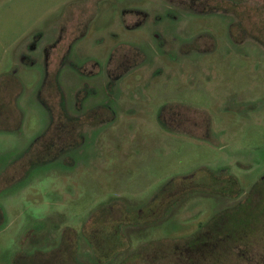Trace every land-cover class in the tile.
Returning a JSON list of instances; mask_svg holds the SVG:
<instances>
[{
  "label": "rangeland",
  "instance_id": "374dc122",
  "mask_svg": "<svg viewBox=\"0 0 264 264\" xmlns=\"http://www.w3.org/2000/svg\"><path fill=\"white\" fill-rule=\"evenodd\" d=\"M262 180L264 0H0V264H264Z\"/></svg>",
  "mask_w": 264,
  "mask_h": 264
},
{
  "label": "trees",
  "instance_id": "16d2710c",
  "mask_svg": "<svg viewBox=\"0 0 264 264\" xmlns=\"http://www.w3.org/2000/svg\"><path fill=\"white\" fill-rule=\"evenodd\" d=\"M227 178H229V176ZM201 184H203V183H198V184L193 183V184H189V186L190 185H197L198 186V185H201ZM185 186L186 185H184V187ZM174 193H175L174 190H171L170 192L169 191L168 192H164L163 197H165V199H164V201L161 204L158 203V204L153 205L151 207L146 205L145 210L143 212H140V213L136 214L137 217L150 216V217H152V219H150L151 221L157 222L159 219H161L163 217L166 208L171 205V202H172L171 200L173 198L172 194H174ZM263 198H264V181L262 180V181H257L251 187L249 192L245 195V197L241 201L242 204L236 206L235 208H233V210H230V212H235L236 213V212H240V211H244V210L246 211L248 206H250L249 205L250 202H252L254 200L255 201L256 200H262ZM113 208L114 207L109 208L108 213H105L104 212L105 209L102 208L103 210H102L101 215H100V211L98 212L99 217L101 216L100 219L105 221V226H106L105 229H106V231L110 233L111 239L114 238V240L112 242V245L110 247H106L105 251H102L106 255H108L109 253H111L113 251H120V250L121 251H126L128 249L127 248L128 246L126 244H124L126 239H125L124 236H122V234L120 232L121 231L120 230V224L129 223V219H131V215L127 213L126 216L122 215L121 217L118 218V216L117 217L114 216V213H112L113 215L111 214V211L113 210ZM224 213H225V215L228 214V212H224ZM104 214H107V215L104 217ZM94 217H95V220H94ZM96 220H97V217L94 215L92 217V220H88L84 224L83 230H84V235H86L87 238L90 240V242L92 244H94L93 247L96 249L95 251L97 252V249L101 248V246L103 247V249L105 247L103 246V244H100V246H99V243H98L99 241L95 237V235L97 233V223H98V220L97 221ZM136 220H137V218H136ZM87 225H90L89 228L87 227ZM63 235H64V237L61 240V243L59 244V247H58V249H60L61 252L67 246L66 241L69 242V239L71 238V236H68V235L65 236V234H63ZM66 238H67V240H65ZM158 240H155V241L151 242L149 244V246L154 245L156 242H158ZM159 241H167V242H169L171 240L169 238L167 240H166V238H164V239H160ZM98 253H99V255H98V262L97 263H100V261L104 260L106 257H102L100 252H98ZM130 253L131 254L128 253V256H131L132 254H135L133 252H130ZM17 254L15 256L13 264H18L19 261H20V258H22V257H19L20 253H17ZM125 255H126V253H125ZM128 256H127V259L129 258ZM121 262H120V264H124V262H122V263ZM97 263H95V264H97Z\"/></svg>",
  "mask_w": 264,
  "mask_h": 264
},
{
  "label": "flooded vegetation",
  "instance_id": "af4514ba",
  "mask_svg": "<svg viewBox=\"0 0 264 264\" xmlns=\"http://www.w3.org/2000/svg\"><path fill=\"white\" fill-rule=\"evenodd\" d=\"M255 201V200H254ZM250 202V201H249ZM249 205H251V202L249 203ZM241 217V216H240ZM240 219V218H239ZM237 221H239V220H237Z\"/></svg>",
  "mask_w": 264,
  "mask_h": 264
}]
</instances>
